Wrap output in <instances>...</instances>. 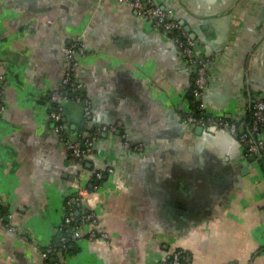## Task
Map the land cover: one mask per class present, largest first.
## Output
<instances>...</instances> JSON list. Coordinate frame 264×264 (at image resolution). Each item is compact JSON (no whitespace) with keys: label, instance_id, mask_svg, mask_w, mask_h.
<instances>
[{"label":"crops","instance_id":"0c3cea01","mask_svg":"<svg viewBox=\"0 0 264 264\" xmlns=\"http://www.w3.org/2000/svg\"><path fill=\"white\" fill-rule=\"evenodd\" d=\"M153 2L214 50L196 38L212 69L201 103L247 120L264 93V0ZM77 36L87 48L77 56L80 100L63 125L81 136L118 127L82 161L48 116ZM193 80L181 51L125 2L0 0V202L12 215L0 223V264H42L78 183L92 194L80 207L94 211L95 236L73 237L72 252L50 254L55 264H162L175 250L182 264H264V166L244 169L242 145L231 157L211 127L183 121Z\"/></svg>","mask_w":264,"mask_h":264},{"label":"built area","instance_id":"2783aa9c","mask_svg":"<svg viewBox=\"0 0 264 264\" xmlns=\"http://www.w3.org/2000/svg\"><path fill=\"white\" fill-rule=\"evenodd\" d=\"M127 3L135 9L144 21H146L152 30L162 35L167 41L173 43L187 59L194 72V80L191 93L199 103L193 105L189 101L188 108L182 110L181 117L183 121L190 125L201 127H215L236 134L238 141L243 146L245 153L253 154L254 159L260 161L264 166V93L257 96L251 107V113L247 120L236 118H227L224 115L210 110L198 99L203 96L212 82V69L209 59L202 52V44L199 40L193 39L181 26L179 20L172 15L169 9L163 8L153 2V0H120ZM87 48L80 36L75 37L65 48V58L67 61L66 71L61 86L51 92V106L48 109V116L53 122V131L61 135L64 146L74 159L82 161L93 152V143L98 135L103 131L117 130V125H100L92 129L89 134L81 136L67 131L62 122V104L69 99L79 101L76 91V73L79 66L77 56L85 55ZM0 84V94L1 87ZM61 88H64L60 91ZM86 110L88 112V105ZM127 147L128 144H126ZM135 150L141 151L140 146H135ZM111 172V169L106 170ZM106 171H95L91 174L92 188H97ZM92 194L83 184H77V192L68 197L65 201L67 211L64 219L58 227V231H68L74 219V209L71 202L76 201L80 204H91ZM0 205H3L0 202ZM11 212L8 211L4 216H0V223H6L11 218ZM3 219H6L3 221ZM96 222L95 213L90 207L83 212L82 221L73 226L69 231L73 237L87 236L92 238L95 231L92 227ZM88 226L85 231L84 226ZM60 248L66 246V238L60 237ZM42 264H51L46 260V254H43ZM185 259L182 250H175L168 259L162 264H181ZM55 264V263H52Z\"/></svg>","mask_w":264,"mask_h":264},{"label":"water","instance_id":"95a60500","mask_svg":"<svg viewBox=\"0 0 264 264\" xmlns=\"http://www.w3.org/2000/svg\"><path fill=\"white\" fill-rule=\"evenodd\" d=\"M161 7L165 8V6L162 4ZM170 8V7H169ZM171 9V10H170ZM169 10L171 11L172 15H174V17H176L178 19V16L177 14L175 13V11L170 8ZM135 12L137 13V11L135 10ZM140 17V16H139ZM179 20V19H178ZM187 30H190V29H187ZM189 36L193 39H196L199 37V39H201L204 43V53L206 55H210L212 51L214 50H209L208 46H207V41L200 35H198L197 37V34L195 32H191L189 33ZM210 87L206 90V94L208 93ZM199 100L201 101H206L205 100V97H200L198 98ZM256 99V98H255ZM255 101V100H254ZM73 103V100L69 99V100H66L63 104H62V117H63V114H64V111L66 110L67 106L69 104ZM84 105H85V102L82 101L80 103H78V107H80V110H81V114H82V117H83V108H84ZM62 122H65V119H61ZM203 130V127H200V126H196V131H201ZM211 131L213 134L216 135L217 139H220V141L223 143V145L225 146V148L227 149V153L233 157L234 154L233 152L237 151V153L239 152L240 153V148H241V144L240 142L238 141L237 139V136L236 134H232V133H229L225 130H222V129H218V128H215V127H211V129L209 130ZM238 147V148H237ZM237 148V149H236ZM241 157L243 158V161L242 163L244 164V169H245V166H246V163L247 161H253L254 160V155L253 154H246V155H241ZM243 169V170H244Z\"/></svg>","mask_w":264,"mask_h":264},{"label":"trees","instance_id":"16d2710c","mask_svg":"<svg viewBox=\"0 0 264 264\" xmlns=\"http://www.w3.org/2000/svg\"><path fill=\"white\" fill-rule=\"evenodd\" d=\"M63 89L64 88H61L60 91H62ZM187 98L189 99V101L193 105L199 103V101L196 99V97H194L192 95V93H189V95H187ZM69 197H71V196H69ZM71 205H72V208L74 209V212L75 213H74V219H73V222L71 224L70 229L73 226H75L78 223H80L82 221V217H83V212H82L81 207H80L82 205L80 203L76 202V201L75 202L72 201L71 202ZM65 211H67V207L65 208ZM7 212H8L7 207H5L4 205H0V216H4ZM5 220L6 219H3V221H5ZM69 230L68 231H63V230L62 231H58L57 234L55 235V237L53 238V241H52V244H51V249L50 250L45 249L46 254H47V259L46 260L49 263H51V264L53 263V261L51 260V256H50L51 253H54V252L55 253H57V252H61V253H64V252L66 253L67 252V253H70V252L73 251V249H74V246H72V245H74L73 244V236L70 234V231ZM61 236H64L66 238V246L63 249H61L60 246H59V244H60V237ZM183 254H186V253L183 252ZM185 259H183V261L181 262V264L184 262Z\"/></svg>","mask_w":264,"mask_h":264}]
</instances>
